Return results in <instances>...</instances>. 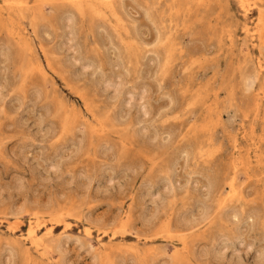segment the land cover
Listing matches in <instances>:
<instances>
[{
	"label": "rangeland",
	"instance_id": "obj_1",
	"mask_svg": "<svg viewBox=\"0 0 264 264\" xmlns=\"http://www.w3.org/2000/svg\"><path fill=\"white\" fill-rule=\"evenodd\" d=\"M0 264H264V0H0Z\"/></svg>",
	"mask_w": 264,
	"mask_h": 264
},
{
	"label": "bare ground",
	"instance_id": "obj_2",
	"mask_svg": "<svg viewBox=\"0 0 264 264\" xmlns=\"http://www.w3.org/2000/svg\"><path fill=\"white\" fill-rule=\"evenodd\" d=\"M242 1V3H243V5H246L247 3L249 4V2H251V0H241ZM256 3V2H255ZM248 6V5H247ZM246 7V6H245ZM108 80V79H107ZM107 83V82H106ZM112 83V82H111ZM117 84V83H116ZM106 85V84H105ZM108 85V84H107ZM106 85V86H107ZM114 85V84H113ZM112 84L110 85V86H113ZM109 86V87H110ZM117 86H119L118 84H117ZM112 88V87H111ZM116 89H118V88H116ZM115 90V89H114ZM117 91V90H116ZM119 91V90H118ZM143 92V91H142ZM139 94V93H138ZM144 94V93H143ZM129 95H131V94H129ZM141 95V94H140ZM133 96V95H132ZM131 96V97H132ZM136 96V95H135ZM142 96H144V95H142ZM140 97V96H139ZM135 99H137V98H135ZM142 99V98H141ZM129 100V99H128ZM138 101V100H137ZM142 106V105H141ZM148 106V105H147ZM146 108V107H145ZM235 185V184H234ZM170 186V185H169ZM232 188V187H231ZM230 188V189H231ZM232 190V189H231ZM234 190V189H233ZM236 191V190H235ZM232 192H234V191H232ZM228 193H230V192H228ZM236 194V193H235ZM237 197V196H236ZM229 199V198H228ZM227 199V200H228ZM230 200V199H229ZM228 200V201H229ZM204 217V216H203ZM200 219V218H199ZM197 224V223H196ZM37 225V224H36ZM35 228H30L29 227V231H28V234H29V236L28 237H31V239H35V237H37L36 235H35V230H34ZM86 231V230H85ZM89 234V233H88ZM39 239V238H38ZM36 240V239H35ZM32 241V240H31ZM38 241V240H37ZM31 244H32V242H30ZM35 242H34V240H33V244H34ZM43 247H44V245H43ZM48 262V261H47ZM50 262V261H49ZM48 262V263H49Z\"/></svg>",
	"mask_w": 264,
	"mask_h": 264
}]
</instances>
